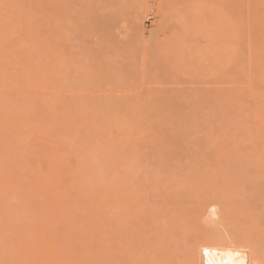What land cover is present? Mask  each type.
I'll return each instance as SVG.
<instances>
[{
	"label": "bare ground",
	"instance_id": "obj_1",
	"mask_svg": "<svg viewBox=\"0 0 264 264\" xmlns=\"http://www.w3.org/2000/svg\"><path fill=\"white\" fill-rule=\"evenodd\" d=\"M164 1L160 17L174 19L177 28L171 45L179 30L203 25L204 6H190L195 14L189 17L184 12L189 0ZM72 4L74 0H0V264H85L82 260L86 257V264H104L105 258V264H110L109 259L122 264L118 260L122 249L126 251L125 264H264V226L258 223L264 222V216L255 213L258 205L264 212L260 180L264 172V0H227L226 52L222 56L227 75L235 77L231 81L235 91L226 102L212 105L208 115L185 116L173 115L178 104L125 100L115 95L110 99L91 97L98 96L94 92L102 94L100 90L107 85H122L128 71L109 68L110 63L105 64L103 57L93 52L94 66L89 69L92 65H87L91 75L85 74L91 83L82 82L83 73L81 78L70 74L75 69L69 72V50L62 46L65 40H60L70 27L64 22L74 15ZM145 11V0H130L128 15L135 32L140 31ZM77 12L82 20L85 14ZM93 19L101 20L97 24L106 21L103 17ZM183 34L174 53L180 68L192 59H205L197 44V52L190 54L193 39L183 38ZM54 36L61 43L54 41ZM166 43H159L161 52L170 45ZM65 94L71 96H65L67 100L72 95L75 100H63ZM225 164H229L227 169ZM220 165V173L227 170V175L214 171ZM243 167L258 171L248 172ZM236 169L242 171L238 174L245 184L243 193L248 184L258 186L251 188L256 189L253 194L252 190L246 193L251 196L246 203L239 202L241 198L231 189L239 185L235 190L240 192L243 186ZM231 172L236 176L228 174ZM244 176L259 180L255 183ZM213 178L219 185L229 180V186L215 187ZM233 196L235 204L238 201L246 207H234ZM147 197H152L153 203L155 200V207L149 205V198L146 202ZM252 197L254 205L261 203L248 206ZM9 198H15L17 204H9ZM27 206L34 212L26 210ZM56 224L63 227L55 230ZM113 224L119 227H115L116 233ZM14 227L19 229L16 239L12 237ZM127 228L130 234L134 232L131 239L122 230ZM112 236L129 240L123 237L118 244ZM164 239L173 242L169 246ZM130 241L141 253L129 248ZM159 242L167 243L169 249L159 247ZM172 243L176 254L170 248ZM111 250L118 254L111 256ZM141 254H145L143 259ZM174 255H183L182 262H178L181 256L175 259Z\"/></svg>",
	"mask_w": 264,
	"mask_h": 264
},
{
	"label": "rangeland",
	"instance_id": "obj_2",
	"mask_svg": "<svg viewBox=\"0 0 264 264\" xmlns=\"http://www.w3.org/2000/svg\"><path fill=\"white\" fill-rule=\"evenodd\" d=\"M129 3H130V0H74V4H72V6H71V10H72L71 14L72 15L74 14L75 16H77L79 14L78 13L79 10H81L85 14V15H83V18L84 19L86 18V19L83 20V18H82V20H81L80 15H78V17L80 18V20H78L79 19L78 17H74V15H73L71 18V15H69V17L72 20L68 19V21L66 20L64 22L67 25L70 24L69 29L73 28V31H75L77 29V27L75 26L76 25L75 23H77L78 29L80 31H82V33H84V34L79 33V31H77V30H76V32H73L72 30H70L72 32H69L68 26L64 27L65 29H68V31H65L66 32L65 39L60 40V41L65 40L63 42L65 44L62 43L63 44L62 46L64 47L65 45H67L66 47L71 52L70 53L69 51H67L69 53L68 54L69 56H67V60H68V62H70V63H68V66L71 65L70 66L71 70L69 72H72L74 69L77 70V73H75L76 71L74 70L73 71L74 73L73 72L70 73L71 75L74 74L73 76L78 75L80 77L82 75L81 73H83V75L81 76L82 78L80 77L81 79H83V81L78 76L77 77L84 84L91 83L90 82L91 79L88 77L89 75L86 76L85 74H87V72L90 74L92 70H89V69H92L94 66L91 64V62L93 60L92 56H94V55H92L93 52H94L93 54L96 53L98 56L101 55V56H99V58L103 57L105 61L103 60V58H101L102 59L101 61L104 62L105 64L110 63L111 67H109V68L116 69V67H119V68H124L126 71H128L127 78L122 85L114 86L112 88H111V86L107 85V86H105L106 89L104 88L105 90H100L102 92V94L101 93L98 94V93L94 92L98 96L93 95L91 97H93V98L94 97H96V98L100 97V99H101V96H102L105 99H110L111 97H113L115 95L114 97H116V98L123 97V99H125V100H130L133 98V99H137L140 101H153V102L163 104V105L178 104V106L180 108L173 113V115H175V116H185V115H192V114L208 115L211 111L212 105H219L221 103L226 102V100L230 98L229 95L231 96V92L235 86L234 84L231 83V81H233V79L235 77L233 76L232 78H230V76L227 75L225 62H223V60H225V58L223 57L224 55L222 54V52H224V53L226 52L227 34L225 31V27H226L225 15L227 13V0H189V2H188L189 7H186L184 10V12L188 16L190 14L194 13L192 10H189L190 6L199 5V6L205 7L203 25L199 28H196V27L189 28L188 31L179 30L177 33L178 34L177 40L174 41L172 45L170 43H171V41H173V38L175 37L174 32L177 30V28L175 27V20L174 19H165L164 20L160 17V12H161V10L164 6V3H165L164 0H145L146 11L144 12L145 14L142 17V23H141L142 26L140 27V29H139L140 31H138V32H135L136 30L134 29V27L132 26V23L130 22V18L128 15ZM239 8H240L239 6H236V9H239ZM73 9H74V11L75 10L78 11L77 12L78 14L75 13L76 11L73 12ZM148 15H151L152 17H151V20L147 21L146 18ZM88 17L89 18L92 17V20L89 19ZM102 17L106 19V21H105V19L103 20V21H105V22H103L104 24H97V23H100V21H101L100 18H102ZM93 18H97L100 21H97L96 19H93ZM53 20L56 21L55 18ZM87 20H90L93 23V25L90 22L91 24L89 23V24H87L88 26H86L85 24H86ZM54 21H53V23H54L53 29L56 26ZM82 21H83L84 25H83V23H81ZM71 23L74 24L75 28L72 27ZM65 24H64V26H65ZM84 26L86 28L85 30L82 29ZM87 27H88V30H87ZM90 27H92L94 30L91 29ZM182 32L184 33L183 38H188L191 40L193 39V41H192L193 46H192L190 54L194 55L195 52H197V50L194 49V48H196V44H197V46H198L197 49H201L200 52L202 54H204L205 59H203L202 61H195L192 59L190 62L187 61V59H185L184 61H187L186 65L183 68H180L179 65L177 63H175L174 53L177 51L176 46L180 45L179 36H181ZM54 34L56 35V32H54ZM88 34H90V35H88ZM68 36H69V40H66L68 38ZM56 39H57V36H54V41H56ZM161 40L167 42L166 46H168L170 44L162 52L159 50L160 49L159 43L161 42ZM60 41H56V42L61 43ZM66 47H64V48H66ZM174 49H176V50L174 51ZM192 50H193V52H192ZM73 54H75V55H73ZM71 55H73V56H71ZM79 57H80V59H78ZM68 58H71V60ZM55 59L56 58H54V64H56L55 62H57V61H55ZM71 61H72V63H71ZM80 61L83 64L82 65L83 68L80 65V63H81ZM78 62H80V63H78ZM75 64H76V67H75ZM90 64L92 65V67L90 66V68L88 69L87 65H90ZM68 69H69V67H68ZM87 70H89V71H87ZM53 73H54L53 76L56 78L55 71ZM110 73H112V71ZM85 77L88 78V80H86ZM87 87H88V89H91V84ZM108 87L111 88L110 91L108 90L109 89ZM233 91H235V89ZM103 94H105V95L103 96ZM65 96L71 97L69 94H65L64 97L61 96V97H63L62 98L63 100L66 99ZM116 98H115V100H116ZM70 99L71 100L73 99V95H72V98H69L68 100L67 99L66 100L69 101ZM76 99H77V97H76ZM123 99H119V100H123ZM73 100H75V99H73ZM84 125H81L80 127L83 128ZM214 127H217L216 124H214ZM117 162H118V164H120L119 161H116V163ZM225 165H223V169H224ZM228 165H226L227 167L225 166L226 169L228 168ZM220 167H221V165L217 168V170L215 169L214 171H216V172L218 171L221 176L224 173H225V175H227L226 174L227 170H225V169H224L225 170L224 173L222 171L223 169L221 170L222 173H220V170H219ZM235 168L236 167H234V169ZM237 168L240 169L239 166ZM244 168H246V167H243L242 169L245 171H248V172L250 171L252 173H254V171H258V170L251 171L254 169L252 167H251L252 168L251 170H247ZM260 169L261 168H259V170ZM263 169L264 168H262L261 170H263ZM228 172H230V171H228ZM235 172L237 174L238 173L240 174V172H242V171L238 172V169H236ZM232 173L233 172L228 173V174L230 175ZM262 174H263V177H260V180H261V183L263 186H261V185L260 186L264 192V181H262V180H264L263 179L264 178V172H262ZM215 175H216V173H215ZM225 175H224V177H225ZM251 175H252V177H255V175H253V174H251ZM248 176H244V177L247 178ZM227 177H229V176H226V178ZM239 177H240V175L238 176V179H239ZM214 178H217V177H214ZM214 178L212 180V183H213V181H214V183L216 182L214 180ZM232 178L233 177H230V179H232ZM249 178H247V179H249ZM221 179L223 180V177ZM222 180H221V182H222ZM249 180H252V179H249ZM257 180H259V179H254L252 181H254L256 183V182H258ZM226 181H227V184L222 182L223 184H221V185L225 186L224 184H226V186H229L228 185L229 180H226ZM246 181H248V180H246ZM246 181H244V182H246ZM252 181H251V183H252ZM230 182H231V184L233 183V181H231V180H230ZM235 182L236 181L234 180V183ZM239 182L241 183V180ZM237 183L238 182H236V185H237ZM261 183H259V184H261ZM242 184L243 183H241V185ZM246 184H248V183L246 182ZM216 185H219V181L217 182V184H214L215 187H216ZM221 185H219V186H221ZM244 185L245 184H243V186L241 187L240 192L238 190L237 191L235 190V189H239V188H236L237 186L239 187V185H237V186L233 185L231 189L232 190L234 189L233 195L235 194L237 199L241 198L239 200V202L244 201L246 203V200L248 201V199L251 197V196H248V194H249L248 191L252 190L251 189L252 187L258 188V186H257V184H255L254 186H251L250 184H248L249 185V186H247V187H249V189H247L248 194H246L247 192H244L246 195L243 196L244 193L241 190L246 189V188H244ZM234 186H235V188H234ZM230 187H231V185H230ZM242 188H244V189H242ZM262 189H260L261 194H262ZM255 191H256V189H253L251 194H253ZM236 192L237 193L239 192L238 194H240V196H238V194ZM241 192L243 195L241 194ZM149 197L145 198L146 202L148 201L147 199ZM233 197L234 198H233L232 202H234V199H235V196H233ZM242 198H243V200H242ZM252 198H253L252 201L249 200L250 202L249 203L247 202L248 206L252 205V207H255L257 205V203H259V204L261 203V202H256V205H254L255 199H254V197H252ZM263 198L264 197H262L263 204H261V205H262V208L264 210V199ZM151 199H152V197L149 198V200L151 201V204H149V205L151 207H152V205L155 207L156 202L154 200V203H153ZM8 201H9V204H11V205L17 204L16 203L17 200L15 198H9ZM181 201H182V199H181ZM239 202L237 201L236 204H235V202L231 203V204L236 208L246 207V206H244L245 205L244 202H243L244 207H241L240 205H242V204L241 203L239 204ZM142 203H144V202H142ZM147 203H144V204L147 207V209L150 210L149 209L150 206ZM252 207L250 206L251 212H253ZM143 208H145V207L143 206ZM260 208H261L260 205H258V208L257 209L255 208V211H256L255 213L261 212L260 213L261 215L260 214H257V215L260 217H263L264 212L260 211L259 210ZM14 209H12V210H14ZM247 209H249V207ZM26 210H28L29 212L31 210V213H33L34 212L33 210H35V209L31 206H29V207L27 206ZM150 211H152V209ZM246 212H247V210H246ZM141 215L138 216L139 219H140ZM113 217H112V219H113ZM263 218H260V219H263ZM6 219H10V217H6ZM145 219H142V221ZM140 221H141V219H140ZM17 222L18 221L13 222V224L16 226ZM133 223H134V221H133ZM133 223H132V225H134ZM152 223L154 224L153 220H152ZM152 223H150V224H152ZM258 223H259V225L261 224V226H264L263 225L264 222L259 221ZM135 225H136V223H135ZM137 225H139V224H137ZM137 225H136V227L135 226H133V227L137 228ZM236 225H239V223H236ZM236 225H235V227H236ZM259 225H258V227H259ZM261 226H260V229H262ZM61 227H63V225L56 224L54 229L57 230ZM115 227L117 229L119 228L118 225L115 226V224H113L112 230L114 231V233H116ZM133 227L131 226L132 229H133ZM120 228H122V227H120ZM141 228H143V227L141 226ZM147 228H149V227H147ZM15 229H17V227L16 228L14 227V232H16V234L14 235L15 237L12 236L13 239H16V237L17 238L19 237L18 236L19 234H17L19 232V229L17 230L18 232L15 231ZM66 230L68 231V229H66ZM122 230L126 234H128V236L131 239L130 235L134 234V232L130 234L129 232H132V231H130L131 229H128V230L125 229L126 231L124 229H122ZM135 230H137V229H135ZM61 231L62 230L60 229V232ZM65 231L63 230L62 232L64 233ZM118 231L120 232V230H118ZM60 232H59V234H60ZM69 232H71V231H69ZM69 232L66 234L68 235ZM112 232H111V234H112ZM124 232H123V234L125 235ZM143 232H142V234L146 233V231L144 233ZM108 233H110V232H108ZM120 234H122V232L119 233L118 235H120ZM64 235L65 234H63L62 236H64ZM72 235H73V231H72ZM68 237H69V235H68ZM123 237L124 236H122L121 238L115 239L114 236H112V241L116 242V243L118 242V244H119V242L122 241L121 239ZM138 237H141V236H138ZM70 238H72V237H70ZM108 238H111V236L109 235ZM128 238L126 237L125 241H127ZM141 238H143V236ZM133 239H135L134 236H133ZM137 239H139V238H137ZM64 241H67V240H64ZM123 241H124V239H123ZM141 241H139V242H141ZM68 242L67 243L64 242L65 246H66V244H68ZM71 242H73V241H71ZM74 242L76 243V241H74ZM113 242L109 241L108 244L109 243L113 244ZM166 242L170 246V243L173 242V240L170 239V243L168 241H166ZM78 243L79 242H77V244ZM132 243L133 242H131V245L129 248L130 249L131 248L136 249L137 245H136V247L135 246L133 247V245H135L136 243L135 244H132ZM142 243H143V241H142ZM159 243H160L159 247H160V245H162V247L164 245V246H166L165 247L166 249H169V246L167 243H165V244L164 243L161 244V242H159ZM82 244L83 243H80L79 245H82ZM143 244H145V243H143ZM172 245H173V243H172ZM87 246H88V244H87ZM143 246H142V248H143ZM180 246L184 247V245H181V244H180ZM84 247H82V248H84ZM105 247H106V245H105ZM107 247H110V245H108ZM115 247H117V246H115ZM71 248L75 249L73 247H70V249ZM114 248H112V249H114ZM170 248H172V250L173 249L177 250L175 245H173ZM178 248L181 249V247H178ZM119 249H121V248H119ZM180 249H179V251H180ZM115 250H113V251L111 250L112 253L108 252V254H111V256L113 254L115 256V253L118 254V253L122 252V253H120L121 255H119L122 257H119L118 260L123 261L122 264H125L127 261V259L126 260L124 259V256H125L124 254L126 251L124 249H122V251L119 250L117 253V251L114 252ZM139 250L142 251V249H139ZM60 251H61V249H60ZM179 251H177V252H179ZM183 251L184 250H182V253H183ZM63 252H65V249ZM69 252H70V250L68 251V253ZM123 252H124V254H123ZM142 252H144V250ZM166 252H168V251H166ZM169 252H170V250H169ZM172 252H174V250ZM80 253H82V251ZM88 253H90V252H88ZM136 253H141V252H139L138 249H136ZM180 253H181V251H180ZM173 254H176V252H174ZM68 256H70L71 259L75 258L71 254H69ZM81 256H82V254L81 255L79 254V257H81ZM83 256H85V255H83ZM141 256H142V254H141ZM144 256H145V254L142 256V259ZM178 256H181V255H178ZM178 256H175V259H177L176 257H178ZM135 257H136V255H135ZM156 257L158 258L159 256L157 255ZM171 257H173V255ZM182 257H183V255L181 257H179L178 262H180V263L182 262V259H181ZM116 258H118V255H116ZM140 258L141 257L138 256V259H140ZM78 259H80V258H78ZM85 259H87V257ZM85 259H83L82 262L86 264L87 261ZM101 259H102V257H101ZM172 259H174V257ZM74 260H76V259H74ZM109 260H111V262L114 264V261H115L114 259H109ZM104 261H106V258L103 259V261H102L105 264ZM139 261H141V260H139ZM75 262H79V261H75ZM111 262H110V264H111ZM142 262L137 261V264H140V263L146 264L145 262H143V263ZM157 262L158 261H155L154 263H157ZM98 263H100V261H98V262L96 261L95 264H98ZM119 263H121V262H119ZM119 263H117V264H119ZM131 263L133 264L132 261H131ZM79 264H81V262H79ZM106 264H108V261Z\"/></svg>",
	"mask_w": 264,
	"mask_h": 264
},
{
	"label": "built area",
	"instance_id": "obj_3",
	"mask_svg": "<svg viewBox=\"0 0 264 264\" xmlns=\"http://www.w3.org/2000/svg\"><path fill=\"white\" fill-rule=\"evenodd\" d=\"M151 17H152L151 15H148L147 18H146V20H147V21H148V20H151Z\"/></svg>",
	"mask_w": 264,
	"mask_h": 264
},
{
	"label": "snow or ice",
	"instance_id": "obj_4",
	"mask_svg": "<svg viewBox=\"0 0 264 264\" xmlns=\"http://www.w3.org/2000/svg\"><path fill=\"white\" fill-rule=\"evenodd\" d=\"M207 251V250H206ZM209 264H213V262L212 261H209Z\"/></svg>",
	"mask_w": 264,
	"mask_h": 264
}]
</instances>
